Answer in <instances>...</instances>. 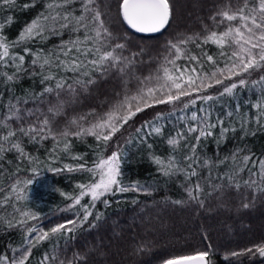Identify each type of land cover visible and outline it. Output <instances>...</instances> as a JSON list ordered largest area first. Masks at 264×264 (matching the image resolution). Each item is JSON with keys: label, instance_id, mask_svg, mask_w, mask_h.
<instances>
[{"label": "snow or ice", "instance_id": "1", "mask_svg": "<svg viewBox=\"0 0 264 264\" xmlns=\"http://www.w3.org/2000/svg\"><path fill=\"white\" fill-rule=\"evenodd\" d=\"M37 2L44 3V9L27 24L16 40L9 41L0 34V67L13 69L10 73L0 72V76L4 82L16 81L21 78V74L28 73L40 75L41 83L55 80L54 87L47 86L43 92L31 94L29 99L43 104L44 96L52 94L56 97V103L50 104L46 111L40 107L29 109L21 106L28 103L27 99L13 97L15 102H10L7 109L0 113V159L5 153L15 152L32 162L33 158L23 146L25 138L29 143L52 139L54 147L51 151L54 158H58L56 152L61 144L63 152L70 150L72 137L83 139L93 136L98 142L97 148L103 145L106 151L110 147L109 142L113 141L121 129L146 109L157 105H172L174 113L177 111L176 106L181 105L179 111L183 112L196 105L197 101H201L203 105L218 97L232 96L238 88L249 86L259 87L264 93V74H261L264 73V0H227L211 17L217 26L225 25L223 31L209 30L203 37L199 33L191 36L178 35L167 45L166 51L171 53V57L165 56L163 62L146 76L136 74V57L139 54L123 55L127 44L122 41H126L127 37L112 31L108 13L103 10L107 6L102 5L101 0H30L22 7L26 10L35 7ZM76 3L80 4L79 15L74 7ZM16 6L17 0H0V8ZM118 9L122 21L139 33L161 32L169 26L172 18L170 0H120ZM4 26L0 23V29ZM64 32L69 34V39L62 41L55 51L45 54L43 50L34 52L27 47L29 41L43 40L49 34L62 35ZM199 40L205 44H216L221 49L220 56L225 60L223 67L219 66L213 56L205 55L212 68L211 71H205L200 57L186 50L190 43L199 47ZM20 45H24L23 54L14 51ZM26 56L32 57L27 65ZM181 56L195 62L199 69L190 65H178L177 60ZM37 67L39 71H36ZM113 70L120 74L123 90L115 94L116 99L109 102L107 111L98 112L92 109L87 114L69 118L62 129H57V117L63 116L66 106L77 103L79 94L87 92L96 82L95 74L104 76ZM45 72L49 74L45 75ZM60 72H72V82L68 83L64 76L57 78ZM253 73L258 75V79H251ZM215 86H220L216 95L207 94V90ZM65 94L67 99H61ZM253 107L258 109L254 117L240 114L242 131L253 120L258 126L264 127V100ZM198 111L200 115L197 111H192L190 116L178 117L184 127L167 138L172 153L166 158L152 157L163 176H184L187 201L175 200L170 203L184 204L192 201L199 207H204L205 200L216 194H219L216 198L220 199L230 190L239 192L244 189L252 193V200L244 203L242 207H250L257 196H264V156L257 157L246 147H237L222 159L201 157L199 147L203 140L214 135V129L220 128L217 143L223 141L230 129L224 127V120L220 117L213 122L209 108L201 106ZM235 114H239V106ZM227 115L233 117L234 112L229 111ZM164 118V113H157L153 120L145 121L135 129L140 143H145L153 133L163 134L162 127L156 126V122ZM131 143V138L126 139L123 145L115 142V150L109 155H105L104 151H97L91 166L77 163L50 169L57 173L85 171L92 178L88 183L77 185L78 194L61 193L71 201L68 210L71 211L76 206L82 210L76 213V219L56 224L48 230L28 226L29 221L39 218L38 214L20 206L21 201L29 198L26 187L34 184L35 180L22 181L18 176L12 179L7 193L0 195V209L6 214H0V226L24 229V243L12 249L11 256L0 255V264H28L31 252L37 244L53 238L57 242L59 239L70 242L75 238L76 231L82 230L86 223L89 227H96V222L102 220L104 215L99 210L94 211L96 204L99 202L109 206L107 197L110 194L142 191L151 195L150 186L146 187L138 181L123 183L122 164L127 154L125 146ZM148 147L151 148V145ZM72 158L77 161L83 159L81 156ZM228 161L231 163H226ZM220 165H225L226 170L213 177L212 170L218 169ZM198 168L208 169V178L202 177ZM32 171L34 177L39 175L36 169ZM242 173L247 174V179L243 178ZM3 192L4 189H0V193ZM85 197H90V201L82 204ZM8 207L12 208L11 213H7ZM90 217H93L92 221L89 220ZM257 254L264 257V242L242 252L231 253L233 256ZM208 257V251H199L194 255L170 257L163 260L162 264H209ZM39 264H87V258L74 253L71 259H61L54 246L53 252L45 253Z\"/></svg>", "mask_w": 264, "mask_h": 264}, {"label": "trees", "instance_id": "2", "mask_svg": "<svg viewBox=\"0 0 264 264\" xmlns=\"http://www.w3.org/2000/svg\"><path fill=\"white\" fill-rule=\"evenodd\" d=\"M29 2L30 0H17L16 7L0 8V23L5 25L0 29V34L9 41L16 40L27 24L44 9V3L37 2L35 7L25 10L22 5ZM101 2L102 5L107 6L103 10L108 13V22L112 31L127 37L126 41H122L127 44L123 55L139 54L136 57L137 75H148L163 62L165 56L171 57V53L166 51L167 45L178 35L191 36L199 33L203 37L209 30L220 32L225 28V25L217 26L211 17L227 0H170L172 18L169 26L161 32L149 35L134 31L122 21L118 9L120 0H101ZM74 7L77 9L76 14L79 15L80 4L76 3ZM9 18H11L10 22ZM68 39L67 32L62 35L49 34L46 39L27 42V47L34 52L43 50L47 54L55 51L62 41ZM197 43L199 47L190 43L186 46V50L200 57L205 65V71L212 70L205 55L213 56L219 66L223 67L225 60L220 56L221 49L216 44L211 42L205 44L202 40ZM23 47L24 45H20L14 51L23 54ZM31 59V56H26V65L30 64ZM177 64L195 66L199 69V65L188 61L186 56H181ZM12 70L0 67V72L10 73ZM36 71H39L38 67ZM59 76H64L68 83L74 78L72 72H60L57 78ZM41 79L40 75L28 73L21 74V78L16 81L4 82L3 77L0 76V113L7 109L10 102H15L13 97L27 99L28 103L21 106L29 109L40 107L46 111L50 104H55L56 97L52 94L44 96L43 104L29 99L31 94L41 93L47 86H55V80L41 83ZM251 79H258V75L253 73ZM95 80L96 82L87 92L79 94L77 103L67 105L64 115L57 117L55 122L57 129H62L69 118L87 114L92 109L98 112L107 111L109 102L116 99L115 94L123 90V81L115 70L104 76L95 74ZM218 89L220 86L210 88L207 94L216 95ZM60 98L67 99V95H62ZM262 100L264 93L261 89L249 86L238 88L232 96L218 97L203 105L201 101H197L196 105L190 106L183 112L179 111L181 105L176 106L177 111L174 113L172 105H157L137 114L121 129L113 141L109 142L110 147L106 151L103 145L97 148L98 142L93 136H86L83 139L72 137L70 150L63 152L61 144L56 152L58 158H54L51 151L54 147L52 139L29 143L25 138L23 146L33 160L29 162L27 158L15 152L4 154L0 159V189H4V192L0 195L7 193L12 179L17 176L22 181L35 180L34 184L26 187L28 200L20 202L22 208L38 214L39 218L29 221L28 226L38 230H48L56 224L76 219V213L82 211L79 206L71 211L68 210L71 201L61 193L78 194L77 185L90 182L91 174L85 171L57 173L50 169L77 163L91 166L96 159L97 151H104L105 155H109L115 150V142L123 145L128 138L132 139V143L125 146L127 154L122 164L123 183L138 181L146 187L150 186L151 192V195L142 191L110 194L107 197L110 201L109 206L99 202L96 204L94 211L99 210L104 214L103 219L96 222V227H89L86 223L82 230L76 231L75 238L70 242L64 239H59L57 242V239L53 238L37 244L31 252L28 264H39L45 253L53 252L54 246L61 259H71L74 253H79L87 258V264H162L163 260L170 257L194 255L199 251L209 252L207 258L209 264H264V257L258 254L231 255L233 252H242L264 242V196H257L248 208L242 205L252 200V193L244 189L239 192L230 190L220 199L216 198L219 195L216 194L205 200L204 207H199L192 201L184 204L170 203L175 200L187 201L184 176L177 174L165 177L152 160L153 156L166 158L172 153L167 138L170 135L174 136L184 127L178 117L190 116L192 111H197L200 115L198 109L201 106L209 108L213 122L220 117L224 120V127L230 129L220 143H217L220 128L214 129V135L203 140L199 147L201 157L211 160H216L218 157L222 159L234 152L237 147H246L257 157L264 156V127L258 126L253 120L243 131L240 128V114L254 117L258 109L253 105ZM237 106H239V114H235ZM229 111L234 112L233 117L227 115ZM157 113L165 114L163 120L156 122V126L162 127L163 134L153 133L145 143H140L135 129L145 121L153 120ZM233 128L235 131H231ZM149 144L151 148L148 147ZM74 156H81L83 159L77 161L72 158ZM226 163L230 164L231 161ZM33 169L38 171V176L34 177ZM197 170L201 172L202 177L208 178V169ZM225 170V165H220L218 169L212 170V175L215 177ZM241 175L247 179L246 173ZM214 182L219 181L214 180ZM208 190L210 191V188ZM89 201L90 197H85L81 203L87 204ZM11 212L12 208L8 207L7 213ZM0 214H5L3 209H0ZM89 220L92 221L93 217ZM23 237L24 229L20 227L0 226V255L11 256L12 249L24 243Z\"/></svg>", "mask_w": 264, "mask_h": 264}, {"label": "water", "instance_id": "3", "mask_svg": "<svg viewBox=\"0 0 264 264\" xmlns=\"http://www.w3.org/2000/svg\"><path fill=\"white\" fill-rule=\"evenodd\" d=\"M134 30V29H133ZM135 31V30H134ZM139 33V32H138ZM141 34H146V35H149V34H155V33H141Z\"/></svg>", "mask_w": 264, "mask_h": 264}]
</instances>
